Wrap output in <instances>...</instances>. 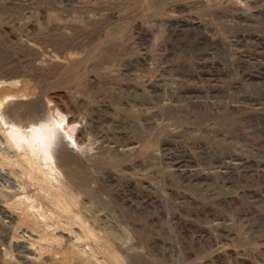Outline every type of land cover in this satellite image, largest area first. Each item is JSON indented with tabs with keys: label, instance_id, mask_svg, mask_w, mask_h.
<instances>
[{
	"label": "rangeland",
	"instance_id": "rangeland-1",
	"mask_svg": "<svg viewBox=\"0 0 264 264\" xmlns=\"http://www.w3.org/2000/svg\"><path fill=\"white\" fill-rule=\"evenodd\" d=\"M43 125L0 264H264V0H0V137Z\"/></svg>",
	"mask_w": 264,
	"mask_h": 264
},
{
	"label": "bare ground",
	"instance_id": "bare-ground-1",
	"mask_svg": "<svg viewBox=\"0 0 264 264\" xmlns=\"http://www.w3.org/2000/svg\"><path fill=\"white\" fill-rule=\"evenodd\" d=\"M59 127L61 128V126H59ZM59 127L56 125V126H52V128H51V127H48L47 125H43V127L39 126V127L31 129L29 132L26 133V135H23L20 132H15L14 131L15 128H13V132H11L12 137H10V138L9 137H5V138L0 137V151L2 152V154L6 155L8 157L18 156L17 152L14 153L13 151H11V147L13 144L11 141L14 140L16 143H19L21 146H24V147L28 146L29 148H25V150L31 149L32 154H34V155L43 154L45 159H48L49 157L53 158L55 155L60 156L58 154V151H56L57 149L54 150V148H52V145H59V143L63 144V142H65V143L67 142L68 145L70 146V144L72 145V143L69 141L70 138L66 140L65 135L63 136V134L60 133L61 131L59 132V129H60ZM29 150H27V151L30 152ZM54 153H56V154H54ZM49 160H51V159H49ZM49 174H50V172H49ZM3 182H9L12 184V187L16 191L19 190V188H18L19 186H18L17 182L13 179L11 173L5 172L2 169H0V183H3ZM0 213L5 218H9L10 220L14 219L13 213L11 212V210H9V208H6L1 201H0ZM43 217H45V216H43ZM30 235L35 236L37 234L30 232ZM20 249L22 250L21 252H23L22 258L25 261L30 262V261L36 260V256L38 253L30 244L24 243V244H22Z\"/></svg>",
	"mask_w": 264,
	"mask_h": 264
}]
</instances>
